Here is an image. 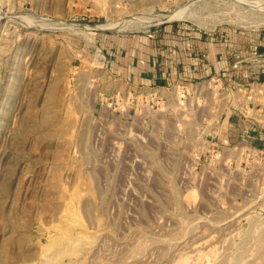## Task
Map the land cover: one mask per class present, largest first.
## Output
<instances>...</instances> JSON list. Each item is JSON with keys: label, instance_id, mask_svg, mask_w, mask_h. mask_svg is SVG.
<instances>
[{"label": "rangeland", "instance_id": "1", "mask_svg": "<svg viewBox=\"0 0 264 264\" xmlns=\"http://www.w3.org/2000/svg\"><path fill=\"white\" fill-rule=\"evenodd\" d=\"M166 22L264 47V0H0V264H264L255 88L214 75L217 115L176 87L145 117L116 102L114 38Z\"/></svg>", "mask_w": 264, "mask_h": 264}, {"label": "crops", "instance_id": "2", "mask_svg": "<svg viewBox=\"0 0 264 264\" xmlns=\"http://www.w3.org/2000/svg\"><path fill=\"white\" fill-rule=\"evenodd\" d=\"M114 41L117 48L111 51V75L116 80L129 83L127 88L158 86L165 91L177 82L215 79L214 75H222L244 89L251 84L255 91L252 88L250 92L242 91L244 94H241V99L237 98V104L253 115L251 117L257 125L249 129L242 124L244 128H240L242 131L239 134L243 137L255 136L264 143V80L256 79L258 75L264 77V65L250 70L248 64H239L240 61L248 63L252 57L264 56V47L260 46V42H255L254 47L236 45L232 44V40L225 42L224 38H219L214 32L201 31L180 22H166L142 34L118 37ZM247 50H253V54L235 61L234 56L239 57L241 52L249 54ZM250 99L259 107L246 109V103L249 106L252 101ZM230 133L229 130L228 136Z\"/></svg>", "mask_w": 264, "mask_h": 264}, {"label": "built area", "instance_id": "3", "mask_svg": "<svg viewBox=\"0 0 264 264\" xmlns=\"http://www.w3.org/2000/svg\"><path fill=\"white\" fill-rule=\"evenodd\" d=\"M173 87L179 89V93L181 94L180 100L181 97H183L184 100L186 98H191L195 100L197 105L202 103L203 106H207L208 112L211 108V112H209V114L213 115H217L219 112L223 111L221 104L218 103L220 99L218 98L219 94L222 93L229 95L232 93V89L225 86L223 81L218 80L217 78H210L208 81L201 80L197 82H177V84ZM162 91L163 90H161L158 86H129L124 92L118 91L115 94V97L117 103H119V100H127L130 112L131 109H133L134 113L137 115L141 113V115L145 117L147 116L146 112L165 104V98ZM181 102H183V100H181ZM227 103H233L231 96H229ZM138 110L140 111L139 113ZM202 112L205 113L206 111ZM243 119L245 120L246 118Z\"/></svg>", "mask_w": 264, "mask_h": 264}, {"label": "bare ground", "instance_id": "4", "mask_svg": "<svg viewBox=\"0 0 264 264\" xmlns=\"http://www.w3.org/2000/svg\"><path fill=\"white\" fill-rule=\"evenodd\" d=\"M182 17L183 16V12L182 11H179V12H177V13H175V14H172V15H168V16H165V17H163V19H170V18H178V17ZM142 19V18H141ZM162 19V20H163ZM149 20H151V19H149ZM159 20V19H158ZM161 20V19H160ZM140 23V22H142V23H144V25L145 24H150V23H152L151 21H144V20H140L139 18L137 19V18H130V19H128V20H124V21H117V22H112V23H105V24H102V25H99L101 28H103V29H111V30H118V29H120V28H122V29H124L125 28V25H127V23ZM158 22V21H157ZM71 24V23H70ZM73 26V28H76V29H81V28H84V27H86L85 25H81V24H75V25H72ZM98 26V27H99ZM128 27V26H127ZM126 27V28H127ZM72 28V27H71Z\"/></svg>", "mask_w": 264, "mask_h": 264}, {"label": "trees", "instance_id": "5", "mask_svg": "<svg viewBox=\"0 0 264 264\" xmlns=\"http://www.w3.org/2000/svg\"><path fill=\"white\" fill-rule=\"evenodd\" d=\"M256 79H258V80H264V77L262 75H258ZM259 143L262 144L261 142H259Z\"/></svg>", "mask_w": 264, "mask_h": 264}, {"label": "water", "instance_id": "6", "mask_svg": "<svg viewBox=\"0 0 264 264\" xmlns=\"http://www.w3.org/2000/svg\"><path fill=\"white\" fill-rule=\"evenodd\" d=\"M96 30H103V29H101V28H97V27H94Z\"/></svg>", "mask_w": 264, "mask_h": 264}]
</instances>
